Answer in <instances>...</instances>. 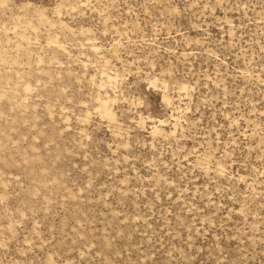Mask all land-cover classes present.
<instances>
[{
	"label": "rangeland",
	"instance_id": "obj_1",
	"mask_svg": "<svg viewBox=\"0 0 264 264\" xmlns=\"http://www.w3.org/2000/svg\"><path fill=\"white\" fill-rule=\"evenodd\" d=\"M0 264H264V0H0Z\"/></svg>",
	"mask_w": 264,
	"mask_h": 264
}]
</instances>
